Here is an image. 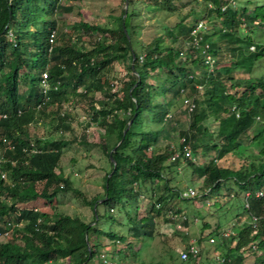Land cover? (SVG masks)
Wrapping results in <instances>:
<instances>
[{
	"label": "trees",
	"instance_id": "1",
	"mask_svg": "<svg viewBox=\"0 0 264 264\" xmlns=\"http://www.w3.org/2000/svg\"><path fill=\"white\" fill-rule=\"evenodd\" d=\"M124 1L127 6L122 9L116 27L86 20L73 23L76 30L81 29L76 33L77 40L82 33L92 36L91 46L84 49L76 46V39L66 30L59 31L58 42L51 44L49 41L52 30L59 28L57 12L70 9V3L63 4L62 0H0V228L5 229L7 221L23 222L22 226L15 225L9 235L0 236V264H102L97 259L102 247L97 237L102 235L115 242H124L126 235L98 227L95 222L98 218L116 221L113 211L125 209L128 221L124 224L135 237L142 238L153 235L156 226L153 210L156 213H166L168 209L180 211L163 202L162 195L156 199L160 205L153 202L150 213L136 216L130 214L129 209L132 206L138 208L142 191L150 192L152 198L161 184L169 188L166 168L176 166L180 160H171L175 147L160 141V137L162 132L169 130L167 123L181 101L183 88L193 97L195 107L190 112L185 111L187 126L178 136L186 137L193 154L198 139L209 132L207 122L212 124V133L209 132L212 137L205 146L214 150L213 157L200 165L196 164V158L183 159L203 178L198 194L202 189L219 192L227 181L232 180L236 196L242 197L243 211L261 216L256 229L249 223L230 236L219 237L217 224L207 235H199L201 253L190 260L196 263L205 253L212 252L213 260L218 264H264L261 252L254 251L253 258L246 261L250 254L240 250L251 239L264 236V195L253 196L255 190L264 187V145L259 150L261 159L257 164L251 162L248 167L238 168L218 164L219 159L236 153L245 145L244 139L248 138L247 131L255 124L256 115L264 118V76L248 81L239 94L234 90L243 84L235 68L250 70L254 61L264 54V48H257V45L250 52L244 51L245 48L249 50L252 40L240 33L238 23L242 16L247 21L263 20L264 7L258 5L250 10L238 1L231 5L230 0H202L204 16L188 21L182 18L176 22L179 28L171 42L162 44L156 36L147 44L137 46L132 40L130 23L136 0ZM224 4L226 7L221 9ZM207 17L215 18L217 23L205 35L211 50L218 59L224 43L231 55L229 65L217 66L212 71L207 69L197 50L184 47L193 26L199 19ZM9 28L13 30L15 43L7 39ZM94 32L101 34L96 36ZM214 33L216 38H212ZM25 42L30 43V47L23 51ZM71 47L74 53L69 52ZM115 61L125 66L119 81L115 75L108 74ZM197 68H202L199 77ZM44 69L48 70L51 84L46 99L40 85ZM22 80L26 87L21 91ZM119 82V88L114 89ZM196 83L203 85L202 90L195 87ZM154 93L162 95L160 101H155ZM68 94L73 95L75 104L80 100L87 101L88 122L99 123L103 128L98 144L110 167L104 173L102 191L91 198H86L81 190L72 186L68 176L56 171L61 150L49 147L51 138L29 130L31 124L54 117V132L63 145L68 143L64 133L73 131L71 120L63 111L57 110ZM153 122L158 126L152 127ZM146 123L148 126L145 127ZM261 128L250 141L263 136L264 126ZM3 138L12 142L13 147H8ZM80 140H85V133L81 134ZM176 146L181 147V144L177 142ZM1 172H5V177ZM69 189L92 206V221L61 212L51 217L33 206L19 205L37 197L51 198L58 191ZM170 190L178 198H187L181 196L178 186ZM246 191L252 194L248 198L249 206L244 204ZM210 236L215 237L213 242L209 240ZM260 246H264V238ZM220 248L224 251L220 252ZM117 251L125 256L124 248ZM217 252L226 258L224 262L215 259ZM132 253L136 254V251ZM184 261L180 258L178 264H184Z\"/></svg>",
	"mask_w": 264,
	"mask_h": 264
},
{
	"label": "rangeland",
	"instance_id": "2",
	"mask_svg": "<svg viewBox=\"0 0 264 264\" xmlns=\"http://www.w3.org/2000/svg\"><path fill=\"white\" fill-rule=\"evenodd\" d=\"M197 1V2H196ZM169 2V3H168ZM242 2V0H239ZM63 4L70 3L71 8L66 11H58L56 17L58 19V32L66 30L70 32L76 39V46L89 48L92 42V36L82 33V36L77 40V31L74 22L77 20H86L91 23L100 25H108L116 27L119 24V16L122 9L125 7L124 0H62ZM171 5L169 7L168 5ZM202 0H136L132 6L131 15V31L132 40L137 46L145 45L154 37L159 36L160 42L166 44L171 42L174 33L178 30L176 22L184 18L187 21L194 17L202 18L205 14ZM213 29L217 26L216 19L207 17L205 19ZM100 32H94L93 35L99 36ZM252 35L258 39L257 31L254 29ZM212 38H216V34H212ZM67 39V38H65ZM57 36L55 42H58ZM221 51L218 53V66L223 68L229 65L231 55L223 43ZM30 47V43L25 42L22 45V50L26 51ZM70 53H74V48H69ZM197 76H201L202 68L196 69ZM125 71V66L115 61L113 68L108 72L109 75H115L119 81ZM253 73L256 75L264 74V54L255 61ZM120 82L115 84L114 89L119 88ZM244 86V85H242ZM26 87L25 81L20 83V90ZM242 91V89H239ZM155 101H160L162 95L154 93ZM65 100H61L57 110L64 112V115L71 120L73 131L69 130L64 133L69 142L65 145L58 139V135L54 132V117L44 118L42 121H37L31 124L29 130L31 133H37L40 136L51 138L49 147L61 150L59 167L57 172L68 176L71 179L72 186L81 190L82 195L86 198H91L96 193L102 191V183L104 181V173L109 169L110 164L107 156L102 152L98 140L99 134L103 131L102 125L99 123H89L88 102L80 100L73 103V95H66ZM67 111V112H65ZM187 116L181 104L178 101L177 106L173 110V116L167 126V133L162 132L160 141L164 143L177 144L178 133L187 126ZM89 123V124H88ZM209 124V132H211L212 124ZM152 127H157L158 124L151 123ZM148 124H145V127ZM258 130V129H257ZM257 130L251 131L255 134ZM208 131L205 132L196 142L197 148L194 150L195 162L200 165L204 160L210 159L214 155V150L207 149L205 144L208 143L212 135ZM85 133V140H80L81 134ZM72 135L75 137L71 138ZM250 137L244 139L242 145L236 153H229L225 158L219 159L218 164L231 166L233 168L248 167L249 164L258 163L261 159L259 150L264 145V135L254 141L249 140ZM263 142V143H262ZM166 175L169 179L168 186L165 188L162 184L156 188L155 196L151 198L150 192H144L138 200V208L129 209L130 214L142 216L151 212L153 202H158L159 195L163 196L162 201L166 202L173 209H179L182 217L186 215L188 224L182 225L181 222L169 217V211L155 214L156 226L152 236H144L137 238L133 231L129 229L126 221L128 214L125 209L117 208L114 214L117 217L116 221L101 217L95 222L100 228H111L126 235L124 242H115L108 237L99 235L97 241L106 246L110 251H116L118 248H124L125 256H122V261L125 264H178L180 262L179 250L188 240V238H198L201 234H208L216 225L221 228H234L237 230L244 225L249 224V214L243 211V201L241 196H236V191L232 189L235 184L232 180L227 181V185H223L219 192H212L208 189H202L201 194L193 197L178 198L170 188L178 186L180 189L187 185H193L199 189L203 183L201 178L195 171L194 166L186 160L180 162L174 167L166 168ZM42 182H39V185ZM38 185V186H39ZM227 187L231 188L230 190ZM199 191V193H200ZM231 196H229V193ZM205 195H202V194ZM233 193V195H232ZM236 196V197H235ZM155 203V204H156ZM20 206L38 207L53 217L56 212L67 213L81 217L85 221L93 220L92 206L87 203L80 194L73 190L58 191L51 198L37 197L36 199L19 204ZM183 214V215H182ZM23 223L19 226H22ZM186 230L187 233H184ZM224 248V247H223ZM136 251V254L132 253ZM219 251H224L221 248ZM218 251V252H219ZM254 251L245 250V254H250L246 261L251 260ZM259 250H255L258 253ZM210 253H205L200 261L186 260L184 264H218L213 260ZM60 259L56 262L58 263ZM95 261V259H94ZM54 263V262H53Z\"/></svg>",
	"mask_w": 264,
	"mask_h": 264
},
{
	"label": "built area",
	"instance_id": "3",
	"mask_svg": "<svg viewBox=\"0 0 264 264\" xmlns=\"http://www.w3.org/2000/svg\"><path fill=\"white\" fill-rule=\"evenodd\" d=\"M229 3L231 5L235 4L234 0H230ZM211 5V4H210ZM226 7V4L221 6V9H224ZM243 19V18H242ZM209 28L210 25L207 23L206 20L204 19H199L197 21V23L193 26V28L190 31V38L189 40L185 43L184 47H190L193 50H197L201 56V58L203 59L204 64L206 65L207 69L209 71L214 70L217 66V55L213 53V51L211 50V46H210V42L209 40L205 37V35L209 32ZM58 29L54 28L52 30V33L50 35L49 41L51 44L55 43V40L58 36ZM7 39L14 42V33L13 30L11 28H9L7 30L6 33ZM250 48H254V45H250ZM190 76H193L192 74H190ZM58 83V81H57ZM40 85L42 88V91L45 95V99L48 98V94L49 91L51 89V84L49 81V74H48V70L44 69L41 73V78H40ZM57 84H54V87H56ZM195 87L199 90H202L203 85L201 83H196ZM182 96H181V103L183 106L184 111L186 112H190L191 110H193V108L195 107V101L193 99V97L188 96L186 94V89H182ZM38 106H40V104H38ZM232 108L236 109V115L239 114L237 108L235 107V104L232 105ZM168 117H171V114H168ZM256 119H260L259 115H256ZM4 140H6L5 138H3ZM7 141V140H6ZM7 146L8 147H13V143L10 141H7ZM178 143L181 144V147L176 146V144H171V147H175V150L172 152L170 158L171 160H175L177 158H179V160H183L185 157H191L192 159H195V155L193 154L192 151V147L191 145L186 141V137L185 136H178ZM32 150H37L36 148H32ZM1 176L5 177V172H1ZM180 194L182 197H193L195 195L198 194V189L195 188V186L193 185H187L186 187L182 188L180 190ZM251 192L250 191H246L245 192V206H249V202H248V198L251 196ZM264 195V187L261 189H257L255 190V192L253 193L254 197H261ZM1 196V195H0ZM160 203L157 202L156 206H159ZM35 209H38L37 207H34ZM169 217L174 218L175 220H178L179 222L182 223V225H186L185 220H188L186 215H183L182 217H179V215H181L180 213L174 212L172 210H169ZM249 223L251 224V226L256 229L258 226V222L261 216L259 215H255V214H251L249 215ZM41 217L38 218V221H40ZM23 222H18V223H14L12 221H7L6 222V228L5 229H1L0 228V236H7L10 234L11 229L15 226V225H21ZM234 228H221L220 232H219V237H227L230 236L233 233H236L238 231L237 230H233ZM184 233H187L186 230H184ZM264 238V236H259L255 239H251L246 245H243L240 250L244 251L245 250H250V251H255V250H259V252L262 253L263 257H264V246L261 247L260 246V241L261 239ZM209 240L211 242H213L215 240V237L210 236ZM201 253V244L198 240V238L196 237H192V238H188V240L185 242L184 246L182 248H180L179 250V256L182 260H190V259H196L199 257ZM97 259L99 262H101L102 264H124L122 261V256L120 255V253L116 250H109L106 248V246L101 247L97 253ZM215 259L219 260L220 262H224L225 261V257L221 254V253H216L215 254ZM264 260V259H263Z\"/></svg>",
	"mask_w": 264,
	"mask_h": 264
},
{
	"label": "crops",
	"instance_id": "4",
	"mask_svg": "<svg viewBox=\"0 0 264 264\" xmlns=\"http://www.w3.org/2000/svg\"><path fill=\"white\" fill-rule=\"evenodd\" d=\"M234 1H235V4L238 1V4L239 3H243V4L247 5L250 10L253 9V8H255L258 5H262L264 7V0H249V1L242 0V2H239V0H234ZM238 25L240 27V33L242 35L249 36V38H251V40H252L250 45H254V48H250V45H249V50L247 48H245L244 51L246 53L247 52H250L251 50L256 49V46L255 45H257V48H264V19L263 20L262 19H255L253 21H247L245 19V17L242 16L241 17V21L238 23ZM254 29L257 31L258 39H256L252 35V31ZM210 32H211V26H210L209 32L207 34H209ZM255 61H254L253 65H252V68L250 70H247V69H245L243 67H237V68H235V73L238 76L241 77L240 80L243 81V84L242 85H244V86H242V85L236 86L234 88V90L237 92V94H239L241 92L239 89H242L243 90L245 88V86H246V84H247L248 81L253 80L254 78L259 77V76H264V74L256 75L255 73H253V68H254ZM217 62H218V59H217ZM262 126H264V118L262 116H260V119H256V117H255V124L247 131L246 136L247 137L253 136V134H251V131H254V130H257V129L260 130V129H262L261 128ZM263 135H264V132H263ZM251 143L254 144V141H252ZM169 210H171V209H168V211ZM174 212L181 213V211H174ZM185 223L188 224L187 222H185Z\"/></svg>",
	"mask_w": 264,
	"mask_h": 264
},
{
	"label": "water",
	"instance_id": "5",
	"mask_svg": "<svg viewBox=\"0 0 264 264\" xmlns=\"http://www.w3.org/2000/svg\"><path fill=\"white\" fill-rule=\"evenodd\" d=\"M126 6H127V2L125 1V9H126ZM124 14H125V13H124ZM130 121H131V119L128 121V124H127L126 128L123 130V134L125 133V131H126L128 125H129Z\"/></svg>",
	"mask_w": 264,
	"mask_h": 264
}]
</instances>
